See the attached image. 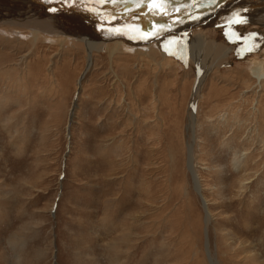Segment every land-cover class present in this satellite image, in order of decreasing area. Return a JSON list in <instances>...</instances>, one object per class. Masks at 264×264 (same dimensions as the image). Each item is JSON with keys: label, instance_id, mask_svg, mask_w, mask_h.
I'll return each mask as SVG.
<instances>
[{"label": "rangeland", "instance_id": "374dc122", "mask_svg": "<svg viewBox=\"0 0 264 264\" xmlns=\"http://www.w3.org/2000/svg\"><path fill=\"white\" fill-rule=\"evenodd\" d=\"M206 31L228 55L193 103L181 36L87 66L78 43L0 33V264H264V28Z\"/></svg>", "mask_w": 264, "mask_h": 264}, {"label": "bare ground", "instance_id": "6f19581e", "mask_svg": "<svg viewBox=\"0 0 264 264\" xmlns=\"http://www.w3.org/2000/svg\"><path fill=\"white\" fill-rule=\"evenodd\" d=\"M88 2L112 10H81ZM230 23L264 28V0H0L1 34L58 45L78 43L86 51L87 66L92 64L93 51L107 48L110 42L137 56L160 51L164 60L172 38L181 36L186 41L182 52L197 67L192 96L199 93L207 74L205 63L227 54L221 44L211 37L207 41L203 33ZM112 37L122 41H112ZM260 62L255 58L248 66L250 74L258 78L264 74ZM188 168L202 197L190 157ZM202 202L205 206L204 198Z\"/></svg>", "mask_w": 264, "mask_h": 264}, {"label": "water", "instance_id": "95a60500", "mask_svg": "<svg viewBox=\"0 0 264 264\" xmlns=\"http://www.w3.org/2000/svg\"><path fill=\"white\" fill-rule=\"evenodd\" d=\"M74 99H76V95H75ZM193 101H194L193 96H191L190 103ZM193 108H195V106ZM207 224H208V221H207L206 217H204V248H205L204 250H205L206 256L209 260L210 252L208 249Z\"/></svg>", "mask_w": 264, "mask_h": 264}]
</instances>
